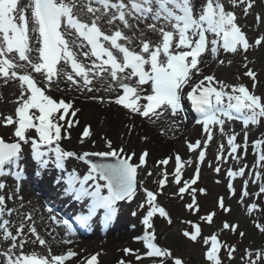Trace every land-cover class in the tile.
Listing matches in <instances>:
<instances>
[{
  "label": "snow or ice",
  "instance_id": "1",
  "mask_svg": "<svg viewBox=\"0 0 264 264\" xmlns=\"http://www.w3.org/2000/svg\"><path fill=\"white\" fill-rule=\"evenodd\" d=\"M227 5L225 0H202L199 6L196 0H27L23 5L21 0H0V78L5 83L18 82L19 87L14 115L0 116V125L10 126L15 138L12 142H6L0 137V177L12 175L20 179L23 173L20 161L24 145H30L31 157L40 169L54 163L57 169L62 170L65 160L76 158L90 166L82 178L75 171L68 174L66 191L77 200L91 198L87 215L78 216L77 220L86 224L98 210H102L104 221H110L116 214L118 201H131L135 197L138 169L146 164L149 153L142 152L137 164L132 162L136 153L121 157L124 149H113L111 142H108L109 151L106 152L77 155L63 150L59 141L69 138L68 129L78 124L72 117H76L80 109L75 108L71 100H57L48 94L55 79L63 76L73 85L82 81L87 91L91 92L92 88L88 86L93 83V78L107 74L122 90V94L117 95L113 102L129 113L148 118L159 117L165 111L175 116L182 111L187 87L190 89L186 93L187 99L200 116L196 123L203 125L206 135L203 141L187 142L189 152L198 151L195 171L190 179L183 180L182 169L185 164H192L193 161H184L176 154L173 172H160V179L156 182L157 190L143 189L144 201L139 207L145 208L147 205L140 221L144 232L134 239L142 241L146 251L140 253L139 250L123 249L126 256L133 255L137 261L148 258L151 264H184L181 257L173 256L169 249L159 246L154 231H151L153 218L157 215L169 224L172 223L169 212L158 203V196L168 184L169 175L172 177L171 182L177 186L173 195L183 199L184 194L188 193L191 202L184 207L198 214L200 205L196 193L203 194L206 190L194 185L200 177V164L205 160L204 149L213 139L210 125L220 126L221 133L226 135L231 159L239 161L241 157L238 149L247 147L249 126L264 122V98L246 85L225 84L214 75H203V79L193 83L196 75H202L199 65L204 53L210 52L215 59L221 47L225 52L237 53L264 44V35L254 42L249 41L235 11L240 8L243 15L247 16L256 5V0H227ZM255 19L257 23H264V15L257 14ZM141 24L143 28H140ZM148 33L156 39L149 37ZM73 47L81 49L79 55L87 58L89 65L77 59ZM63 65L70 66L71 71H65ZM244 67L247 70L243 75L253 81L252 89H255L257 74L247 64ZM28 68L31 71H27ZM225 120L242 122L243 144L237 142V133H224ZM33 132L35 135L31 134ZM90 135L89 127H84L81 143L83 138ZM261 144H264V139L255 140L253 148ZM52 145L55 146L50 147ZM223 151L222 144L216 156L217 161L226 160ZM89 155L117 159L115 163L97 164L85 159ZM171 159H161L157 164L168 165ZM257 165L264 166V152L258 155ZM245 167L227 170V187L233 195V179L243 177L246 174ZM214 171L219 173L221 169L217 166ZM36 174L40 175V172ZM255 176L259 178L260 173L256 172ZM248 183V180L243 182L241 202L249 195L259 197L264 194V184H261L257 193L250 194ZM5 188L6 184L0 182V190ZM105 190L107 194H104ZM5 200V195H0V215L5 211L11 212L4 207ZM217 206L225 213L230 211L223 197L218 198ZM246 207L249 215L259 210L256 203L247 204ZM132 215L136 216L137 212L133 211ZM215 215V211H210L199 216V219L212 224ZM52 219L55 221L56 217ZM63 223L67 225L68 221ZM185 223L190 224L191 230L184 231L183 236L196 242L201 235L200 225L192 221ZM8 225V220L0 223V238L10 241L7 252L0 253L6 256L5 264H66V261L77 255L71 249L59 255L53 254L51 249L47 255L36 251L26 253L24 247L27 241L22 238L23 225L16 229L15 234L9 230ZM238 227L235 223L224 221L221 231L236 233ZM255 227L264 233V224L256 223ZM30 232L35 236L34 242L46 246L47 241L36 233L35 228H31ZM239 235L243 238L245 233L240 232ZM209 241L211 246L204 252L209 264H223L221 252L226 254L228 260L234 258L237 251L235 245L220 241L215 233L204 238L205 245ZM64 243L71 241L66 240ZM254 255L255 259L253 252L245 249L247 264H257L264 259L262 250H256ZM98 256L99 253L92 254L86 264H99ZM117 264L129 262L122 259Z\"/></svg>",
  "mask_w": 264,
  "mask_h": 264
},
{
  "label": "rangeland",
  "instance_id": "2",
  "mask_svg": "<svg viewBox=\"0 0 264 264\" xmlns=\"http://www.w3.org/2000/svg\"><path fill=\"white\" fill-rule=\"evenodd\" d=\"M252 14L256 17L257 14L264 15V0H256V5L252 10H250ZM260 30L261 36L264 35V23H260ZM254 42V41H253ZM256 48H250L247 52H241L238 54L237 59L233 62L231 67H229L226 78L228 84H238L242 83L246 85L250 90L254 91L256 95L261 96L264 98V44L263 49L258 50L261 52L262 56H258L255 52ZM255 52V53H254ZM247 57V59H245ZM247 64L248 68H251L257 74V81H256V88L252 89L253 81L244 76L243 73L247 70L244 65ZM209 71V70H208ZM209 75V73H208ZM239 77V79H237ZM195 82V80H194ZM193 82V83H194ZM225 91H231L230 89H225ZM187 93V91H186ZM91 97H87L86 101H80L78 98H69L65 101L71 100L75 108H82L83 105L88 103ZM98 98V97H97ZM103 99H95V104L89 109L84 110V118L88 121H78V124L75 126V133L79 134L84 127H89L92 130V126L89 123L91 117L96 114L98 121H108V114L117 120L118 124V133L120 139L122 136L128 138L131 133L134 134L135 138L141 140V142H146L147 136L143 130L137 128L140 125H134L130 121V115L123 110H121L122 106L115 104L112 99V104L115 108L112 109H102L101 103ZM227 102V101H225ZM121 107V108H120ZM99 112H106L105 115H99ZM134 125V128H133ZM224 133L231 135L232 133H237V142L243 144V125L236 120L227 121L225 120V124L223 125ZM133 131V132H132ZM70 132V131H69ZM72 132V131H71ZM97 132V130L95 131ZM249 139L247 142L246 148L238 149V154L240 155L241 159L239 161L231 159L229 155V147L227 145L226 135L222 134L220 129L215 136V139L209 143V145L204 149L206 156L205 160L200 164L201 172L199 180L197 184L199 188H203L206 190L205 193L201 194L199 192L196 193L197 200L200 205V212L196 214L198 216L197 223L201 227V235L197 238L196 242H193L186 237L183 236V232L186 230H191V227L185 225L186 219H188V210L184 207L186 203L191 202V197L188 193L184 194V198L180 199L179 196H174L173 193L177 191V186L174 185L172 181L171 175L168 177V184L164 187L162 194L159 195L158 202L165 207V209L170 211V215L172 218V223L169 224L166 221L161 219V225H159V230L156 231V241L157 243L167 249H171L173 256L181 257L184 260V264H209L208 261L205 260L204 252L207 250L208 247L211 246V242L207 245L204 244V238L211 236L213 233L218 235L219 240L223 241V239H227L229 237H238L240 238L239 233L244 232L246 237L245 244L250 245L249 241L255 240L260 234H262L256 227L255 224L258 223L257 220H252L253 215H249L247 212V204L256 203L257 196L249 195L243 199L241 202V191L243 188L244 180H248V187L247 190L250 194L257 193L259 191L260 184H264V180L261 183V180L255 176L256 172H260V166L257 165V159L255 156L258 152L263 150L264 144H261L257 148H253V142L258 139H264V122L256 126H249ZM146 138V139H145ZM224 145V151L222 153L223 157L226 160L217 161L216 156L220 145ZM69 145L72 147L73 150L77 153V155H81L83 153H95V152H102V151H109L108 142H102L100 145L89 144L87 139L76 141V144H72L69 142ZM112 148L121 149V145H112ZM117 149V150H118ZM124 149L123 155L136 153L134 163H137L136 157L138 154H141L144 151L149 153V148L143 149ZM73 152V151H72ZM176 153L175 152H164L157 155L155 158L161 160L168 157H173ZM198 156V151L195 155L190 159L193 161L192 164H185L184 168L182 169V179L188 180L191 178L195 171V162ZM68 166H72L75 170L79 168L78 171H86L88 167L83 164L82 161L76 158L67 159ZM174 166L170 164V167H164L163 165L158 166H151L147 165L144 168L138 169V189L136 192L135 197L130 202H122L120 209L118 211V215L120 216L121 220L129 229H135L134 227L139 224L138 219L141 218L142 213L137 212L139 205H140V198L142 197V190L144 188L157 190L158 184L156 183L158 179H160V172L167 171L171 174L174 170ZM219 166L221 171L219 173L215 172L214 169ZM246 166V167H245ZM240 167H245V175L243 177H236L233 179V186L235 189V194H231L228 190L227 183L229 177L227 176V170L232 168L233 170H237ZM151 172L152 175L149 176L148 173ZM219 181V182H217ZM255 181V182H253ZM102 183V182H101ZM195 186V185H194ZM219 197L224 198L225 206L230 209L229 212L225 213L223 210L219 209L217 206V201ZM137 212L136 216L132 215V212ZM210 211H215L216 215L214 217V221L212 224H208L203 222L199 219V216L205 215ZM258 213V211H257ZM24 215V214H23ZM156 221H159L160 218H155ZM153 221V229L151 231H155L154 229V222ZM224 221H228L229 223H235L239 225L238 230L236 233L229 232L227 230L221 231L222 223ZM20 227V226H19ZM139 227V226H138ZM32 226L29 224L23 230V238L27 242H31L30 248L37 250V248H41L38 242L35 241V236L30 232ZM16 232V231H15ZM140 233L143 235L144 228L142 229L139 227L135 229L134 233ZM252 244H257L256 241ZM251 247V246H249ZM124 248H129L127 243H115L112 246L107 245V243L103 241H94V240H87L84 242L76 243L74 246L67 247L61 249L57 252L56 255L62 254L67 252L68 249L76 252L77 255L74 259L70 260L67 264H86V260L92 254L99 253L98 261L99 264H109V259L113 257L114 253H120L124 255L123 260L129 262V264H151V260L148 258H144L140 261L135 259L133 255H125L123 252ZM132 250H139L140 253H143L144 250L138 244L136 248H130ZM231 264H247L246 259L236 258Z\"/></svg>",
  "mask_w": 264,
  "mask_h": 264
},
{
  "label": "bare ground",
  "instance_id": "3",
  "mask_svg": "<svg viewBox=\"0 0 264 264\" xmlns=\"http://www.w3.org/2000/svg\"><path fill=\"white\" fill-rule=\"evenodd\" d=\"M201 2L202 0H196L198 6ZM24 3H27V0H21V4L23 5ZM225 4L226 7H228L227 0H225ZM235 11L239 17V23L242 27V30L246 33L249 41L253 42L256 38H259L261 36V26L260 23H257L252 12L250 11L247 16H244L240 8H236ZM143 27L144 25L141 24L140 28ZM125 31L127 32L128 30ZM128 34L131 35L132 33L128 32ZM148 35L152 39H156V37L151 33H148ZM67 38L71 39L72 37ZM253 48H256L255 52L258 50L260 51L263 49V44ZM72 50L77 53L78 60L86 65L90 64V61L87 58L79 55L81 49L73 47ZM259 51L256 53H258L257 55L260 57L262 56V54ZM241 52L242 50L238 51L237 53L225 52V56L217 53V57L215 59H213L210 52L204 53L201 58L202 62L199 65L202 75H196L194 77L195 80L199 81L203 78V75H208L209 73V75H214L217 80L223 81L225 84H228V82H226L227 78L225 75L229 67H231L230 65L233 64V62L237 59L238 54ZM221 60L224 61L223 64L220 63ZM229 61H231V63H229ZM63 67L65 71H71L70 66L63 65ZM17 71L22 72L23 70L17 69ZM27 71H31V69L28 68ZM33 75H36L38 80L40 79L37 74L33 73ZM109 85H111L112 87L109 88ZM216 86L218 87V85ZM88 87L92 88L91 92L87 91V88L83 86L82 81H80V83L77 85H73L63 76H60L55 79L53 87L48 94L56 98L57 100H67L73 97L78 98L80 101H86L87 97H98L101 99L104 98V100L99 104H102L101 108L105 110L115 108V106H113L112 104V99H115L117 95L122 94V90L117 84H115V82L111 81V78L107 74H103L100 77H94L93 83ZM18 96V82L8 81L7 83H5L4 79L0 78V116L14 115V109ZM94 102L95 99L90 98L88 103L83 105L82 108H78L80 109V111L77 113L76 117H72V119L80 122L88 121L84 118V115H86L84 114V110L86 108H91L93 105H96ZM121 110L128 114H131L129 117L130 121L135 126L140 125L137 126V128H140L145 132L148 140L146 142H141V140L135 138L133 133H131L128 138L125 135V137L122 136V139H120V133L117 132V120H115L111 116V114L113 113L108 114L110 116L108 117V121L102 122L98 121L97 115L94 114L89 121L92 126V130L90 131L91 135L87 139L89 144L100 145V143L102 142H111V145H121V147L128 150H130L131 148L143 149L147 147L149 148L147 163L152 166H158L157 161H159V159L155 157L164 152H175L176 154H179L184 161L190 160L197 151L189 152L187 149V142L195 143L196 140L203 141L206 139V135L203 131V125L195 124L192 121L185 120L180 112L173 116L170 111H165L159 117L148 118L129 113L124 108H121ZM97 113L99 115L107 114L106 112L102 113L98 110ZM74 127L70 128L72 132L70 131L69 138L61 139L59 141L61 148L65 151L75 152L73 150V146L70 147L68 144L69 142L76 144V141L81 139V134L78 135L73 131L75 130ZM210 127L213 131V139L208 142V145L215 139V136L219 130L218 126L216 125H210ZM96 130L97 132H95ZM31 134L35 135L34 132ZM0 137H3L5 141H13L15 139L12 136V128L10 126L5 127L3 125H0ZM28 151H31V149H29V145H24L22 152V162L27 161ZM122 154L123 153H121V155ZM138 157L139 155L136 157V159ZM134 161L135 157L133 158L132 162ZM68 170L70 171L72 169ZM52 172L55 175L60 174V171L57 170H53ZM29 174L31 175L33 174V172L31 171ZM0 182L6 184V188L4 190H0V195H5L6 197L4 207L11 210L10 213L8 211H5L1 215V222H3V220H8L9 230L13 234L16 233L15 231L19 226L23 225L24 230L25 227L30 224L32 228L36 229V233L45 241H47L46 246H41V248H37V250L30 248L32 243L27 242L24 247V251L26 253L36 251L38 253L47 255L48 250L51 249V252L53 254H57L59 250L74 246V244L79 242L73 239L69 231L61 223L59 224L57 220L54 221L52 219L54 215L48 209L46 210L43 207L44 205L42 200L38 198L33 191L27 189L22 184H20L19 186L18 183L14 179L10 178L9 175L0 177ZM42 187L45 189L48 187L50 188L48 184H42ZM84 199L85 202H88L90 197H85ZM117 206L119 207L120 204L117 203ZM28 217H31V219H28ZM66 240L71 241V243H64V241ZM124 242L129 245V248H136L138 245L135 241H131V232L129 230H121L119 231V233L117 232L116 236L111 235V237L107 238V240L105 241V243L110 246L115 243ZM9 243L10 241H4L2 238H0V253L7 252ZM123 258L124 255L122 254V252L114 253L113 257L109 259V264H117V262L122 260ZM5 262L6 256L0 254V264H5Z\"/></svg>",
  "mask_w": 264,
  "mask_h": 264
},
{
  "label": "trees",
  "instance_id": "4",
  "mask_svg": "<svg viewBox=\"0 0 264 264\" xmlns=\"http://www.w3.org/2000/svg\"><path fill=\"white\" fill-rule=\"evenodd\" d=\"M261 224H264V220L261 222ZM258 243L261 244L264 247V237L263 236L259 238V242ZM235 246H236V249H238L237 253L241 252L242 248H244V245L241 244V243H237ZM253 257H255V255H253Z\"/></svg>",
  "mask_w": 264,
  "mask_h": 264
}]
</instances>
